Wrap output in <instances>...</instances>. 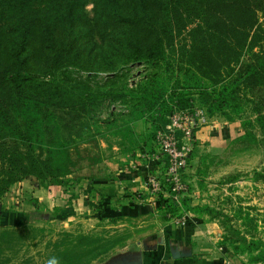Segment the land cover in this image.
<instances>
[{
	"label": "trees",
	"instance_id": "16d2710c",
	"mask_svg": "<svg viewBox=\"0 0 264 264\" xmlns=\"http://www.w3.org/2000/svg\"><path fill=\"white\" fill-rule=\"evenodd\" d=\"M82 1L0 0V198L28 178L62 183L76 166L72 143L94 125L125 141L124 148L145 138L152 145L169 114L195 101L210 117L240 121L244 133L231 145H264V0H99L78 36L75 22L86 16ZM93 32L99 39H86ZM134 63L150 69L129 88ZM118 104L124 109L116 112ZM137 121L152 131L138 133ZM153 161L167 169V157ZM108 182L98 188L99 204L116 216L104 206L115 192ZM166 185L171 195L156 194L157 208L218 219L224 248L245 256L244 264L264 263L263 241H249L209 205L184 195L174 201ZM22 239L17 230H0V257ZM98 249L58 262L73 264Z\"/></svg>",
	"mask_w": 264,
	"mask_h": 264
},
{
	"label": "rangeland",
	"instance_id": "374dc122",
	"mask_svg": "<svg viewBox=\"0 0 264 264\" xmlns=\"http://www.w3.org/2000/svg\"><path fill=\"white\" fill-rule=\"evenodd\" d=\"M105 1L102 0L103 4ZM98 2L99 0L82 1L86 16L75 22L74 29L76 34H79L78 36L83 34L85 20L94 16L95 5ZM103 4L100 5L101 8L104 7ZM94 35L96 39H99L95 32L88 33L86 39L89 40ZM149 69L142 63L132 64L126 77L129 88H135L149 73ZM201 105L197 101L193 103L194 107L203 108L204 105ZM120 109H124V106L120 104L114 106L116 112ZM248 113L249 111L245 117ZM135 125L136 131L142 135L152 131L150 123L144 124L142 121H137ZM160 130L156 131L154 144L147 145L145 138L137 147L124 148L121 144L125 141L116 135L113 136L111 131H105L100 125H94L72 143L76 166L74 173L64 178L62 183L53 181L41 185L35 178L18 182L5 196L0 198V230L4 228L17 230L23 239L20 246L6 249L3 252L0 264H18L25 261H31L32 264H59L58 259L69 254L99 248L95 253L73 263L96 264L130 240L140 238L144 231H141L139 226L158 222L157 216L141 219L116 218L109 213L108 216H102L100 215L101 199L98 188L103 186V181L114 176L110 173H114L118 167L117 164L123 163L120 159L123 155L129 158L132 155L134 158L139 150H145L146 154L151 153V158L154 159L155 154H158L156 138ZM255 131L257 137L261 138L260 131ZM143 154L142 152L140 158L145 157ZM159 166L154 167V170L158 171L153 174L158 175L160 188L154 193L148 189L153 199L158 193L171 195L166 185V183L171 185L166 180V168ZM192 167H196L194 173H192ZM187 173L193 176L196 185L194 184L193 187L187 184L186 191L201 192L204 196H201L200 204L213 208L215 213L221 217L222 222L226 215L230 219L227 223L246 231L245 236L249 241L264 242L263 144L249 143L247 146L234 143L227 153L217 158L209 157L204 163L199 162L197 165H192ZM93 179L99 182L96 183ZM92 186L96 188L91 190ZM171 191L174 197V192ZM73 193L77 197L72 200V204L67 205ZM186 194L180 193V197ZM180 197L179 200L175 197L173 200L179 203ZM103 201L106 203V200ZM107 202V205H104L106 208L116 209L115 203L110 200ZM56 207H63L61 208L63 211L55 212ZM238 210H241L240 214H237ZM220 227L223 235L224 229L221 223ZM252 227L256 230L250 232L248 229Z\"/></svg>",
	"mask_w": 264,
	"mask_h": 264
},
{
	"label": "crops",
	"instance_id": "0c3cea01",
	"mask_svg": "<svg viewBox=\"0 0 264 264\" xmlns=\"http://www.w3.org/2000/svg\"><path fill=\"white\" fill-rule=\"evenodd\" d=\"M243 133L240 122H230L219 115L212 116L210 124L197 133L192 165L204 163L209 157L217 158L227 153L231 142ZM142 152L144 158H140ZM151 156V153L146 154L145 150H139L134 158L132 155L131 158L126 155L120 157L123 163L117 164L114 173H110L114 176L105 180L115 187V192L107 197L106 205L109 200L115 203L116 209L111 211L118 214L116 218L141 219L157 216L158 222L139 226V229L144 231L140 238L130 240L96 264L246 263L245 256L237 257L227 248L222 249L220 242L222 229L216 219H209L208 216L199 217L187 211L182 215L185 217V223L179 224L178 217L171 213L165 214L157 208L155 198L153 199L147 185L148 175L156 168H154L156 162ZM195 170L196 167H192V173ZM187 180L193 187L196 185L192 175H189ZM184 196L191 197L194 204H200L201 196L204 195L196 190L188 191ZM101 205L100 215L108 216ZM164 216H167V219Z\"/></svg>",
	"mask_w": 264,
	"mask_h": 264
},
{
	"label": "built area",
	"instance_id": "2783aa9c",
	"mask_svg": "<svg viewBox=\"0 0 264 264\" xmlns=\"http://www.w3.org/2000/svg\"><path fill=\"white\" fill-rule=\"evenodd\" d=\"M168 120L167 125L157 133L158 154H155L154 159L167 157L166 180L172 185L174 197L178 199L180 193L187 192V172L192 166L191 153L195 149L197 133L210 124L211 117L204 108L192 106L174 109ZM147 185L152 193L159 189L158 175L149 174ZM177 221L184 224L185 217H179Z\"/></svg>",
	"mask_w": 264,
	"mask_h": 264
}]
</instances>
